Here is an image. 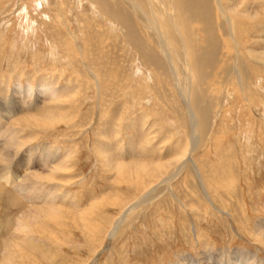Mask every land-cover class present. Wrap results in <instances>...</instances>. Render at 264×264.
<instances>
[{"label": "rangeland", "instance_id": "1", "mask_svg": "<svg viewBox=\"0 0 264 264\" xmlns=\"http://www.w3.org/2000/svg\"><path fill=\"white\" fill-rule=\"evenodd\" d=\"M161 2L142 6L173 13L169 64L143 46L158 37L124 0H0V154L69 165L56 211L25 222L27 243L2 239L16 211L1 191L0 264H40L38 252L48 264H203L236 249L264 259L251 234L264 222V0H219L222 17L213 0ZM29 87L24 101L39 100L5 120Z\"/></svg>", "mask_w": 264, "mask_h": 264}, {"label": "bare ground", "instance_id": "2", "mask_svg": "<svg viewBox=\"0 0 264 264\" xmlns=\"http://www.w3.org/2000/svg\"><path fill=\"white\" fill-rule=\"evenodd\" d=\"M124 1L130 6V8L132 9V11L138 16V18H144L145 19L146 27L148 25L149 26V28H148L149 31L152 30L153 32H155L154 35H156L158 37L157 44L154 45L153 47L149 46V44L148 45L144 44V41L142 40L141 43H143V46L147 50L150 51V54L152 53L154 55L156 54V48H157L158 54L161 56V58L164 61H166L167 64H169L170 63V57H169V51H168V44H166L163 41L162 37L166 33L169 34V32H170L169 30H170V28H171L172 25H173V28L178 32L177 34L180 33L179 32L180 29H178V27L176 26V24L173 22V18H174L173 17V13H170V11L167 10L168 9L167 8L168 5H166V9L164 10L163 13L159 10V8H160L159 6L154 7V6L150 5V6H152L151 7V12H150L149 15H147L146 12L143 9L142 0H124ZM150 1L151 0H147V2H149V4H150ZM156 2L159 5L162 4L161 0H156ZM213 2H214V6L216 8V11L217 10L219 11V12L217 11L218 12V16H221L222 17L223 16V11L221 9H219V7H220L219 0H213ZM153 8L154 9H157L160 12V15H158V16H160V18L158 20H157V15H156V13H155V11H154ZM169 23L171 25H169ZM172 38L173 37H171V39ZM175 71H176V69H175ZM41 87L43 88L44 85H41ZM180 90L183 93V95L186 96L187 103H188V99H189V88L186 90V94H185L184 88H181ZM31 92H32V89L30 87L27 89V94L26 95L24 94V90H21L20 89V92L19 93L22 94V97L21 98L18 97L19 99H18V102H17L18 106H16L17 107L16 111H15V109L12 110L11 109L12 107L11 108H7L6 110H9L11 112L10 113H4V115H2L3 118L5 120L6 119H9L10 117H13L14 115H17V113H19L20 111H22L24 109L26 110V108L30 107L31 105L34 106V104L39 100V98H40L39 96L36 98V101L33 104L31 102L29 103V102L24 101V98L30 96L31 95ZM47 92L48 91H44L43 92L44 95L49 94V92L48 93ZM52 101H50L51 102L50 104H52ZM188 109H189V113H190L189 114L190 115V118L192 120L195 119V115L193 113H195L196 111L194 112V110H192V108H188ZM58 112H59V110H58ZM33 116L35 117V115H33ZM55 118H56V116H55ZM44 122L47 123V121H44ZM5 128H6V126H5ZM3 130L5 131V129H3ZM17 133H18V131H17ZM193 133L195 135V132H193ZM5 134H7V133H5ZM7 136H8V138H7V140L4 143V148H6V149L7 148L10 149V147H14L15 148L16 145H17V142L15 140H13V138L11 137L12 135L7 134ZM1 151H3V147H2V150ZM23 152L24 153H22L20 151V155L17 157V159H15L14 161L12 160L13 163L10 160L11 163L8 162L9 163L8 165H7V162L6 161L9 158H7L8 156L5 155L8 152H6L4 155H3V153L0 154V162H1V165L3 166V167L1 166L2 169H0V193H1V191H4L5 192L4 193L5 194L4 199L6 198V201L5 202H7L6 205H7L8 209L11 206L12 209L13 210L15 209V211H16V213H14V215H15L14 217L15 218L12 217L11 218V221H10V217L8 219H6L7 220V222H6L7 225L6 226H9V227L12 224L13 219H14V224H13L14 225V230L12 229L13 225L11 226V229L12 230L7 229V227H5V229H6L5 231L6 232H5L4 236L2 237V239H6L4 242L9 241V243H13V241L16 242V239H14V233L15 232H20L21 233V236L24 237L22 239V242L24 241L25 243H27V241H28L27 235L30 234V233L28 234V231L29 230L27 231V227H28L26 225L27 221L32 222V221L36 220L38 217H42L45 214V212H47V211H50V212L56 211V209L58 208L57 207L58 204H56L57 193L55 192V190L57 188V185H56L57 183L55 182V178L57 177L56 173H58L59 171L60 172L61 171H66L67 169H69V167H68L69 165H65L62 170H59V167L58 166H60L61 163H64V162L61 161V159H60V163L57 162V160H59L60 157H58L56 154H53V152L51 154H49V153H47L45 155L44 154H41L38 157V159L29 160V161H25V162H23V157L26 154H25V151H23ZM26 153H28V155H29V152L28 151H26ZM10 154H11V152H10ZM179 158H181V157H179ZM189 159L190 158H186V160H184V162H182L181 164L180 163H177V166L175 167V170H174L176 175H177V173L179 171H182L183 167L186 165L185 163H188L189 162ZM176 160H169L168 162L166 161L167 163H165V165L166 166L167 165L170 166V164H175V161ZM113 161L114 160L111 159L108 162L113 163ZM2 162L3 163L6 162V164L3 165ZM66 162H69V161L66 160L65 163ZM15 165H16V167H15ZM165 165H163V166H165ZM120 167H122V166L120 165ZM1 170L4 172L3 175H1ZM172 176L173 175L167 176V179H165V180L168 181L169 179H171L170 177H172ZM149 190H152V189H149ZM146 193H150V192H146ZM133 207L134 206H129L128 209L126 208V210H124V212L121 213V215L115 221L114 225L112 226V229L108 233V238H109L108 240L109 241L111 240V238L113 237V235L117 231L118 227L121 225V223L123 221V218L126 217V215L128 214V212L130 211V209L133 208ZM12 209H10V210H12ZM43 210L45 212H43ZM253 231H254V233L251 232V234L253 236H255L254 238H256L258 241L261 240L260 237L264 238V222L263 221L256 222V224L253 227ZM6 235H7V237H6ZM2 239H0V240H2ZM17 242H18V239H17ZM10 246H6V247L7 248L8 247L11 248ZM6 247H4V248H6ZM35 249L37 250V248H35ZM8 252H9V250H8ZM8 252H5V254L8 253ZM223 252L224 251H222L221 253L217 254L216 257L218 259H215V257H213L212 252L211 253H208L209 256H207V255L204 254L205 255V258L203 257L201 259V261L203 260V262H204L203 264H264V259L262 257L258 256V254L256 252H253L251 250H247V249H236L232 253L231 252L229 253L227 251L228 252V255L227 256H224L225 255L224 253L226 251L224 253ZM6 255H5L6 258L7 257L9 258L10 255L9 254H6ZM5 256H4V259H6ZM31 256H29L28 254H25L24 253L19 258H22L24 261L25 260H30L29 263H33V260H31V259L34 258L33 256H37V258L39 259L38 261H40V264H48V263H50V261L47 258H45L46 259L45 260L44 259V256H41V254L39 252L38 253H35V255H33L32 257ZM16 258H17V256H16ZM11 259H12V257H11ZM181 259H184L186 262L185 261H181L178 264H197L200 261V260L194 259L192 256H189L187 254H182V258ZM34 261H35V258H34ZM16 263L18 264L19 262H16Z\"/></svg>", "mask_w": 264, "mask_h": 264}]
</instances>
